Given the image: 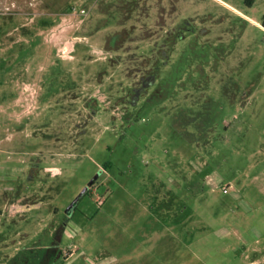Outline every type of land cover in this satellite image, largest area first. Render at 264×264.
<instances>
[{
    "label": "rangeland",
    "instance_id": "374dc122",
    "mask_svg": "<svg viewBox=\"0 0 264 264\" xmlns=\"http://www.w3.org/2000/svg\"><path fill=\"white\" fill-rule=\"evenodd\" d=\"M263 20L0 0V264H264Z\"/></svg>",
    "mask_w": 264,
    "mask_h": 264
},
{
    "label": "trees",
    "instance_id": "16d2710c",
    "mask_svg": "<svg viewBox=\"0 0 264 264\" xmlns=\"http://www.w3.org/2000/svg\"><path fill=\"white\" fill-rule=\"evenodd\" d=\"M254 1H255V0H247L248 4H250V5H252ZM262 25L264 26V20H263ZM63 228H64V226L61 227V231H60V232H62V230H64ZM57 244H58V243H55V244H54L55 246L49 248L48 255H50V256H58L57 253H56V254H51V252H52L53 250H54V251L57 250ZM60 253H61V252H60Z\"/></svg>",
    "mask_w": 264,
    "mask_h": 264
},
{
    "label": "water",
    "instance_id": "95a60500",
    "mask_svg": "<svg viewBox=\"0 0 264 264\" xmlns=\"http://www.w3.org/2000/svg\"><path fill=\"white\" fill-rule=\"evenodd\" d=\"M85 190L84 191H82L79 195H78V197H76V199H74V201L70 204V206L68 207V211L69 212H71L73 209H74V207H75V205H76V203L79 201V199L85 194Z\"/></svg>",
    "mask_w": 264,
    "mask_h": 264
},
{
    "label": "built area",
    "instance_id": "2783aa9c",
    "mask_svg": "<svg viewBox=\"0 0 264 264\" xmlns=\"http://www.w3.org/2000/svg\"><path fill=\"white\" fill-rule=\"evenodd\" d=\"M228 187H224V192H226L228 189H227Z\"/></svg>",
    "mask_w": 264,
    "mask_h": 264
},
{
    "label": "flooded vegetation",
    "instance_id": "af4514ba",
    "mask_svg": "<svg viewBox=\"0 0 264 264\" xmlns=\"http://www.w3.org/2000/svg\"><path fill=\"white\" fill-rule=\"evenodd\" d=\"M248 3V2H247ZM250 5V4H249Z\"/></svg>",
    "mask_w": 264,
    "mask_h": 264
}]
</instances>
